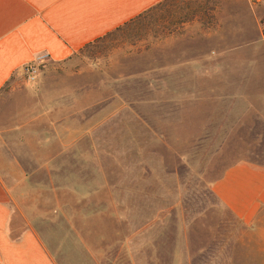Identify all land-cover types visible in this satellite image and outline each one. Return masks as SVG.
<instances>
[{
    "label": "rangeland",
    "instance_id": "obj_1",
    "mask_svg": "<svg viewBox=\"0 0 264 264\" xmlns=\"http://www.w3.org/2000/svg\"><path fill=\"white\" fill-rule=\"evenodd\" d=\"M165 8L166 23L23 68L0 133L36 174L39 224L71 264H263L264 216L245 227L211 187L264 165V51L251 46L264 3Z\"/></svg>",
    "mask_w": 264,
    "mask_h": 264
},
{
    "label": "crops",
    "instance_id": "obj_2",
    "mask_svg": "<svg viewBox=\"0 0 264 264\" xmlns=\"http://www.w3.org/2000/svg\"><path fill=\"white\" fill-rule=\"evenodd\" d=\"M164 1L0 0V97L23 68L43 58L68 61ZM259 25L260 40L251 46L264 51V22ZM7 134L0 133V264H71L68 252L39 224V185L31 183L36 174L9 155ZM211 191L252 228L264 216V165L238 163ZM259 256L264 264V251Z\"/></svg>",
    "mask_w": 264,
    "mask_h": 264
},
{
    "label": "trees",
    "instance_id": "obj_3",
    "mask_svg": "<svg viewBox=\"0 0 264 264\" xmlns=\"http://www.w3.org/2000/svg\"><path fill=\"white\" fill-rule=\"evenodd\" d=\"M171 2H174L175 0H166L163 3L159 4L158 6L152 8L151 10L147 11L146 13H144L143 15H141L139 18H137L136 20L132 21L131 23L127 24L125 26L129 27V26H135L136 25V29L141 26L143 24L144 21L148 20V18H151V23L156 22V23H166L167 19L164 18L165 15L167 14L166 11H163L161 14L159 13H155L157 10L159 9H163L167 6V4H169ZM191 1V0H188ZM167 9V8H165ZM149 23V22H148ZM145 25V24H144ZM164 28V27H163ZM122 29H118L117 31H121ZM113 34V33H112ZM111 35V34H110ZM102 40V39H101ZM101 40L95 42V44L99 43ZM94 44L88 45L86 46V48H90L92 47Z\"/></svg>",
    "mask_w": 264,
    "mask_h": 264
},
{
    "label": "built area",
    "instance_id": "obj_4",
    "mask_svg": "<svg viewBox=\"0 0 264 264\" xmlns=\"http://www.w3.org/2000/svg\"><path fill=\"white\" fill-rule=\"evenodd\" d=\"M43 59H45V58H43ZM43 59H41V60H43Z\"/></svg>",
    "mask_w": 264,
    "mask_h": 264
}]
</instances>
